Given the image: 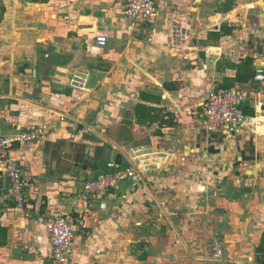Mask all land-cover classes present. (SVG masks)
<instances>
[{
	"label": "crops",
	"instance_id": "crops-1",
	"mask_svg": "<svg viewBox=\"0 0 264 264\" xmlns=\"http://www.w3.org/2000/svg\"><path fill=\"white\" fill-rule=\"evenodd\" d=\"M155 2L141 37L124 0H0V137L46 127L11 153L26 182L22 211L0 166V264H53L56 216L74 227L70 264H264V127L212 134L201 118L213 90H260L255 78L235 81L248 58L256 73L264 68V33L255 46L238 25L254 6L264 20V0ZM142 93L161 98L155 114L172 127L137 123L136 107L152 105ZM254 102L243 107L250 117ZM108 147L139 179L86 209L78 196L112 170Z\"/></svg>",
	"mask_w": 264,
	"mask_h": 264
},
{
	"label": "built area",
	"instance_id": "built-area-1",
	"mask_svg": "<svg viewBox=\"0 0 264 264\" xmlns=\"http://www.w3.org/2000/svg\"><path fill=\"white\" fill-rule=\"evenodd\" d=\"M124 15L133 33H143L146 25L152 24L158 15L155 0H124ZM99 46L107 44L106 38H97ZM255 83L259 85L258 92L241 88L217 89L211 91L201 105L202 123L209 133H235L254 131L256 120L264 116V68L257 70ZM255 100L253 110L255 116L245 114L244 104ZM46 127L27 129L13 138L0 137V166L9 185V196L15 204L16 211H22L26 205V182L18 160L12 151L19 145L35 143L44 138ZM110 172L84 183L78 196L80 204L88 208L91 203L101 200L103 196L117 189L122 183L130 180L137 181L140 173L135 168L121 170L117 164H108ZM50 242L52 247L53 264H70L71 252L74 246L75 231L72 221L63 216H56L49 224ZM214 259L223 258V245L218 242L213 246Z\"/></svg>",
	"mask_w": 264,
	"mask_h": 264
},
{
	"label": "trees",
	"instance_id": "trees-1",
	"mask_svg": "<svg viewBox=\"0 0 264 264\" xmlns=\"http://www.w3.org/2000/svg\"><path fill=\"white\" fill-rule=\"evenodd\" d=\"M49 0H32L33 3H48ZM222 32L224 34H230V31H228V28L223 26ZM216 36V33H211L210 38H214ZM217 38L219 36L217 35ZM254 64V61L250 58L244 60L243 64L240 66L238 70V76L235 82L238 83H246L248 80L255 78L256 71L252 69ZM233 84L228 86L229 88H232ZM142 100L146 103H150L152 105L147 104H139L136 107V119L137 123L139 125H152L154 123H157L158 121L162 125H168L169 127L173 126V120L166 121L165 117H159L155 113L156 108H154V104L157 105L160 103L161 98L154 95V93H142L141 94ZM252 114V112H248Z\"/></svg>",
	"mask_w": 264,
	"mask_h": 264
},
{
	"label": "rangeland",
	"instance_id": "rangeland-1",
	"mask_svg": "<svg viewBox=\"0 0 264 264\" xmlns=\"http://www.w3.org/2000/svg\"><path fill=\"white\" fill-rule=\"evenodd\" d=\"M212 1H215V0H212ZM240 2L241 1H244V0H239ZM247 1V0H246ZM254 1H258V0H248V2H254ZM218 2V1H217ZM207 5L205 6L204 10L206 11V14L207 15H210V14H213V11H214V8H215V5L214 3H206ZM220 10V9H218ZM262 12L260 10V8H257V7H253L252 9H244L243 11H241L239 13L240 15V18H241V21L238 22V25L239 27L243 30L244 34L247 35L248 37L252 38V39H255L254 42L252 44H254L255 46H259L262 41L259 39L258 41L256 40V33L257 32H260L261 31V34L264 33V27H263V24H264V20L263 18L260 17V13ZM262 14V13H261ZM155 21V20H154ZM210 24V23H209ZM208 24V25H209ZM151 24H148L146 25L143 29H141V31H143L144 33H134L137 34V35H140L141 37H143L144 34H147L149 29L147 30V26H149ZM131 32H134L133 30L129 29ZM147 30V31H146ZM192 31V30H191ZM194 35V34H193ZM196 35V34H195ZM142 40L145 39V38H141ZM177 67V66H176ZM150 86H154V85H149ZM260 89V88H258ZM154 91V89H153ZM256 125H259L260 126V129L262 131L263 127H264V116H259L256 120ZM255 131V130H254ZM254 133V132H253ZM230 136L234 135L236 136L235 133H231L229 134ZM258 136H262V135H259L257 134ZM123 137L125 138L124 141H127V143H130V138L127 137L126 134L123 135ZM124 169L127 167L126 164H124V166H122ZM139 170V169H138ZM79 201V200H78ZM80 204V202H79ZM136 246H139V245H136ZM133 251L135 250V247L132 249ZM133 253V252H132ZM50 264H52V261L50 260Z\"/></svg>",
	"mask_w": 264,
	"mask_h": 264
},
{
	"label": "water",
	"instance_id": "water-1",
	"mask_svg": "<svg viewBox=\"0 0 264 264\" xmlns=\"http://www.w3.org/2000/svg\"><path fill=\"white\" fill-rule=\"evenodd\" d=\"M31 6H35L34 3H30ZM105 163L108 164H117L121 165L122 164V156L118 155L116 150L108 147L104 151V158H103Z\"/></svg>",
	"mask_w": 264,
	"mask_h": 264
}]
</instances>
